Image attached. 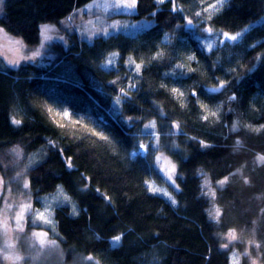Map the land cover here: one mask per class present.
I'll return each mask as SVG.
<instances>
[{"label": "trees", "instance_id": "obj_1", "mask_svg": "<svg viewBox=\"0 0 264 264\" xmlns=\"http://www.w3.org/2000/svg\"><path fill=\"white\" fill-rule=\"evenodd\" d=\"M92 1L4 0L1 4L0 27L27 49L40 43L45 24L58 26L69 39L66 46L53 43L50 48L52 61L63 64L62 73L29 61L19 68L0 63V160L5 161L4 168L0 163V175L6 167L22 172L27 166L24 177L36 204L38 198L54 193L57 185L63 186L78 213L72 215L66 203L53 211L66 261L93 254L99 264H231L221 236L234 230L237 240L232 249L240 264L250 258L264 264V162L258 159L264 156V129L245 127L264 125V26L257 23L264 18V0H230L219 11L207 13L203 9L218 0H178L183 11L175 13L171 4L138 0L133 13L106 14L100 26L118 28L109 33L102 29L88 42L68 17ZM197 11L201 17L193 15ZM189 17L193 26L186 24ZM60 21L67 25L61 27ZM249 23L253 28L247 34L222 43V32L234 35ZM210 26L216 30L212 34L205 31ZM157 52L163 57L152 60ZM110 53L119 54L116 64L100 67ZM130 56L145 67L137 89L129 91L130 99L116 104L120 88L136 82L125 63ZM189 56L196 59L189 61ZM179 63L186 67L176 69ZM64 64L70 65L68 72ZM181 72L191 78L179 79ZM219 81L229 83L210 99L204 90ZM172 87L184 95L171 93ZM193 91L198 97L191 95ZM233 94L237 101L228 100ZM218 106L217 116L202 119ZM55 108L78 120L57 121ZM129 116L138 119L129 121ZM13 117L21 121L19 127L11 123ZM151 121L157 127L145 129ZM237 122L239 130L231 131ZM174 123L179 130L171 127ZM92 131L108 136L112 143ZM142 133L159 134V152L177 165L182 191L171 189L176 206L162 194L146 190L144 181L158 178L152 167L154 152L142 155L140 150L132 155L145 140ZM200 140L212 147L202 148ZM16 147L22 152L19 157L11 151ZM36 152L39 159L29 165ZM68 157L72 169L67 167ZM230 173L235 175L220 187L217 181ZM11 177L7 179L14 184ZM204 177L215 198L201 195ZM85 185L87 189L80 191ZM214 208L221 210L219 223L209 216ZM121 234L122 240L113 245L112 238Z\"/></svg>", "mask_w": 264, "mask_h": 264}, {"label": "snow or ice", "instance_id": "obj_2", "mask_svg": "<svg viewBox=\"0 0 264 264\" xmlns=\"http://www.w3.org/2000/svg\"><path fill=\"white\" fill-rule=\"evenodd\" d=\"M4 0H0V4H3ZM156 3L158 5H163V4H171V11L172 12H182L183 9L180 7V4L178 2V0H156ZM230 3V0H218L217 4H210L208 5V7L203 9V12L207 13L209 12L210 9L215 10V11H219V8L223 7V5ZM138 4V0H121V3H117L114 4L113 7L114 8H124V9H129V10H135L136 6ZM92 5L88 4L86 5V8H91ZM2 11V10H0ZM153 16L156 15V12L152 13ZM193 15L195 17H201L202 13L200 11H197L195 13H193ZM73 14H70L68 19L71 20L72 19ZM207 20H211V15L207 16ZM60 23H64V21H60ZM89 23H91V21H89ZM258 24H260L261 26H264V18H261L260 21H257ZM186 24L188 26H193L194 22L193 19L191 17H189L186 20ZM177 27H180L179 25H177ZM253 28V24L249 23L242 31H239L237 33L230 34L229 32H222L223 37L225 38L224 41H222V43H227L228 41H237L239 38H241L243 35L247 34L250 30H252ZM50 30V25H41V35L44 36V40H47L48 37L46 35V33ZM106 31V30H105ZM206 32H208L209 34H212L214 31H216L213 27H208L207 29H205ZM0 34H3L2 36H0V39L6 41L7 43L5 44H0V48H7L8 51H12L15 55L16 52H19L21 49L25 48V45L23 43L22 40H13L12 38L8 37L7 34L5 33V30L3 27H0ZM165 40L168 39V35L165 34L164 37ZM45 43L44 41L41 42L40 44V48L45 47ZM255 45H253L254 47ZM213 47L212 44L208 45L209 50H211ZM40 55V51L39 49L32 51V55L28 56V55H24L22 57H20L19 59H15V58H10L8 59L7 63L9 66L13 67V68H19L20 64L22 61H33L35 60V58L37 56ZM163 53L162 52H157L155 56L152 57V60H157V59H161L163 57ZM119 54L118 53H110L109 56L106 58V60L104 61V63L101 65V67L104 68H109V67H113L116 63V57H118ZM261 57H257V59L259 60ZM196 57L195 56H189L188 60L192 61L195 60ZM0 63H2V61H0ZM125 63L132 68L133 70V77L132 79L136 82H131L127 85V88L125 87H121L119 90V94L116 96L115 98V103L116 104H121L125 98L130 99L129 97V91L132 89H137V83L139 81V79H141V72L143 70V68L145 67L144 64L142 63H137L131 56L128 58L127 61H125ZM134 66V68H133ZM176 69H184L186 67L185 64L183 63H179L176 64ZM188 72H192L194 71V69L192 68H188L187 69ZM169 74L166 73L165 77H167ZM171 75L175 76L176 73H172ZM190 76H187L185 73L181 72L179 73V79H190ZM119 81L118 80H112L110 81V83L112 84H117ZM229 82L227 81H219L216 86L214 87H210L207 88L206 90H204L209 98H214L215 94H219L222 93L227 84ZM182 86V85H181ZM161 87H166V85L162 84ZM171 93L173 94H178L180 96H183L184 93L180 91V89L178 87H172L170 89ZM192 96H197L199 95L198 92L193 91L191 93ZM229 101H237L238 100V95L237 94H233L230 95L228 97ZM201 108L204 110H208V106L206 104H201ZM220 111L219 106L217 107V109L215 111H209L208 115H204L202 116V119L204 120H208L211 117L217 116V113ZM163 115V113H161ZM62 116L64 118H69V112L68 111H63ZM135 119H138V117H132L129 116L128 120L129 121H133ZM11 123L13 125L16 126H20L21 125V121L19 119H15L14 117L11 120ZM141 123H143V121L141 120ZM63 126V125H61ZM156 122L155 121H151L148 124H144V128L145 129H154L156 128ZM172 128H176L177 130L180 129V125L178 123H174L171 125ZM248 127H251L250 125ZM262 129H264V125H260L259 128H255L252 129L253 131H261ZM239 127H238V122L234 123L232 125L231 131H238ZM92 135L93 136H97L100 140H104L107 141L109 143H112V141H110L108 136H105L103 134H101L100 132H96V131H92ZM154 135L157 143L155 145H153L151 142H149L148 144H144L141 143L139 144V150H142L143 153H148L149 155L152 152L155 151H160V144H159V134H152ZM191 139H196L195 137H192ZM200 146L202 148H208V147H212V145H209L207 143H205V141L200 140L199 141ZM240 142L237 141V144H239ZM49 144L52 147H55L56 145L52 142L49 141ZM12 152H14L16 154L17 157L22 155L21 149L19 147L13 148L11 149ZM139 152H133L132 155L135 157L137 155H139ZM258 159L262 162H264V156H258ZM156 162H162L161 163V168L160 171L163 172L166 177L167 180L169 182H171V186L173 188V191L176 193H179L181 190L179 184L177 183V180L180 179V174L177 172V165L175 163H173L171 160L168 159V157L164 156L163 154L156 156L155 157ZM36 163V161L34 159H29V165ZM66 164L67 167L69 169L74 168L73 163L71 162V157H68L66 160ZM239 171V170H238ZM198 172L202 173V170H198ZM27 174V166L25 168L24 171L22 172H17L16 177L14 179L19 180L20 178H23V176H25ZM235 173H230L228 176H225L223 179H220L217 181V184L220 187H223L224 185H226L229 182V179L231 176H234ZM245 184H248L249 181L247 179L244 180ZM144 184L147 186L146 190L149 193H162V195L164 197H167V199L169 200V202L171 203L172 206H176L178 201L175 199L174 195H172V193H170L167 190H162L160 188H157L155 186V184L149 180H145ZM88 187V185H85L84 188L80 189V191H84L86 190ZM202 189L203 188H209L208 192H201V195H211L213 198H215V190L211 189L210 187V181L205 178L203 185L201 186ZM23 190H29L30 189V183L27 179L24 180L23 182V186H22ZM13 190L11 188H9L7 186V184L5 183V181L3 180V178H0V201L4 202V208L2 209V211L4 212V219L2 221H0V228H3L5 234H7L8 232H11L13 229L10 227L9 225V218H8V212L10 211H14L15 212V216H14V220L16 222V231L23 233L25 231V224L26 223H30L32 226H37V221L45 224V225H52L53 226V231L55 229V225L54 222L52 220V205L48 202V197H43L42 199L44 200V208L43 211H41L40 209H34L33 205L31 203V201L28 202H24V203H20L19 204V210L17 211L12 203L8 202V197L5 195V193H11ZM99 191V190H97ZM23 195H28L29 193L27 191H22ZM61 197H62V203H71L72 204V215H76L77 213V208L75 203L72 202L71 197L68 196L67 194H65L63 186L62 185H57L56 188V195L52 197L53 200L57 201V206H60L61 204ZM104 199L111 202V198L108 197L107 195L104 196ZM262 211H264V209H262ZM35 215V220H32V216ZM209 216L210 218L216 220L217 223H219V218L221 216V210L219 208L215 209V215L213 216L211 212H209ZM57 236L59 235L58 233L56 234ZM122 235H116L112 238V243L115 245L116 243L120 242L122 240ZM31 236L35 242V244L39 245V249L40 252L37 253L36 257H32L33 260L38 259L39 255L41 254V252L49 247H55L58 248L59 245L57 244V241L55 239H48L49 233L48 231H33L31 233ZM228 243H224L221 245L222 248H229L230 244L232 241L237 240V234L234 230H229L228 233L226 234ZM261 245L260 244H255L256 248H259ZM15 244H13L10 241H5L4 244V248L0 249V253H2L3 259L6 261H10L11 264H19L20 261H22L24 259V257H22L20 254H18L15 251ZM245 256L248 255L247 252L244 253ZM84 260L86 261H95V264H99L98 260H95V258L93 256H87V257H83ZM231 264H240V260H239V256L237 253H232V260H231ZM252 264H256V261L253 260Z\"/></svg>", "mask_w": 264, "mask_h": 264}, {"label": "rangeland", "instance_id": "obj_3", "mask_svg": "<svg viewBox=\"0 0 264 264\" xmlns=\"http://www.w3.org/2000/svg\"><path fill=\"white\" fill-rule=\"evenodd\" d=\"M117 3H121V0H93L91 3H89L92 5L91 8H86V7L84 9L82 8L78 12H76L75 15L72 16V19L69 20L70 25H72V27L76 29L77 33L81 37L85 38L88 42L89 41L91 42V39L94 35L100 34V32H99L100 30L103 29V32L109 33L113 30H116V28H118L117 26H113V25L111 27H106V24L102 27L100 26V25H102V23H100V22L102 21V19L104 18V16L106 14H108L110 12H113V13H133L135 11V10H129V9H124V8H114L113 5L117 4ZM0 10H2L1 4H0ZM74 18H76V19L74 20ZM89 21H91V23H89ZM66 25H67V23L64 22L61 24V27H65ZM60 32H61V30L58 26L50 25V30L46 33V35L48 37L47 40H44V36L41 35L40 43L35 48L27 49L25 47L24 49H21L19 52H16L15 55L12 51H8L7 48H0V61H2L1 66L4 67V65H8L7 61L10 58L19 59L20 57H22L24 55L31 56L32 51L39 49L40 55L37 56L35 58V60L31 61V63H34L38 67L46 68L49 71H57V72L62 73V69L60 71H59V69H60V65H63V64L53 62L52 61L53 52L50 51L51 45L53 43H61L63 46L67 45L69 35H67V34L62 35ZM2 35L3 34H0V36H2ZM7 36L10 37L9 35H7ZM10 38H12V37H10ZM12 39L18 40L15 38H12ZM42 41H44L46 46L43 48H40V44ZM5 43H7V42L0 39V44H5ZM108 56H109V54L103 59L102 62H100V64H99L100 67L104 63V61L106 60V58ZM116 61H117V57H116ZM22 62H24V61H22ZM64 65H66V64H64ZM64 67L66 68V71L68 72V70L70 69V65L68 64ZM102 68H104V67H102ZM105 69H108V68H105ZM130 69L133 72L132 68H130ZM131 78H132V76H131ZM63 111H65V110H63V109L61 110V108L53 109V115L57 121L74 122V121L78 120L77 118H71V117L64 118L62 116ZM248 126H249V124L245 125V127L250 129V130L260 127V126H252V125H250L251 127H248ZM142 134L145 135L143 137V138H145V140H141V141H143L142 143L148 144L149 142H151L153 145H155L156 139H155L154 135H152L154 133H150V134L142 133ZM139 136H140V134H139ZM139 151L140 150H138V152ZM161 154H163V153H161L159 151H155L153 155L156 157V156H159ZM39 155L40 154H38L36 152L35 154H33V156H31V159H34L35 161H37L40 157ZM164 156H166V155H164ZM168 159L171 160L169 157H168ZM4 162L5 161L0 160V163H1L3 168L5 165ZM161 163L162 162H156L155 158L153 159L152 167H153L154 171L157 173L158 179L155 178V179H152L149 181L153 182L157 188H160L162 190H167L171 193V189H173V188L171 186V182H169L167 180L166 175L160 171ZM17 172H21V171H14L13 172V170H12L10 172L9 170H7V167H6L3 171V174L0 175V178H3V180L5 181L7 186L13 190L11 193H7V192L5 193V195L9 198L8 202L12 203L13 207L18 211L20 203L31 201L34 209H40L41 211H43L44 200L42 198L47 196L48 202L52 205L51 211H52V220H53V211H54L55 207L57 206V201L53 200L52 197L56 195V191L54 193L47 194V195L42 196L41 198H38L37 199L38 202L36 204V197H33L31 195V191H32L31 185H30L29 190H23L22 189L23 182L26 178L23 176V178H20L19 180L14 179L16 177ZM10 176H12L11 179L14 182V184H12L11 182L8 181L7 178ZM204 179H205V177L203 178V182H204ZM158 180H159V182H158ZM204 190H205V192H208L209 188H204ZM22 191H27L29 194L23 195ZM158 194H162V193H158ZM208 196H211V195L209 194ZM61 204H63L62 203V197H61ZM66 204H69V206L72 210V204L71 203H66ZM75 205H76V203H75ZM3 208H4V202L0 201V221H2L5 218L4 212L2 211ZM76 208H77V205H76ZM215 209L216 208H214V214H212L213 216L215 215ZM14 216H15L14 211L8 212L9 225L13 229L11 232H8L7 234H5L3 228H0V249L4 248V244H5L6 240L15 244V246H16L15 251L18 254H20L22 257H24V259L22 261H20L19 264H95V261H86L83 259V257L93 256L95 258V260H97L96 256L93 254L80 255L72 261H66L65 257L62 254L61 243L59 241V235L58 236L56 235L57 232L55 229H54V231L52 230L53 229L52 225H45L39 221H37V226H32L30 223H26L25 224V231L23 233H20V232L15 230L16 229V222L14 220ZM31 219L35 220V215H33ZM42 230L48 231V233H49L48 239H55L57 241V244L59 245V247L58 248H55V247L46 248L41 252L38 259L33 260L32 257H36L37 253L40 252V249H39V245L35 244L32 236H31V233L33 231H42ZM226 234L221 236V245L224 243H228ZM118 243H116L115 245H117ZM234 243H235V241H232L229 248H227L230 251L231 260H232V253H236L232 249V246ZM230 247H231V249H230ZM239 260H240V258H239ZM253 260H255V259L250 258L248 260L247 264H252ZM255 261H256V264H258L257 260H255ZM0 264H11V262L4 260L2 253H0Z\"/></svg>", "mask_w": 264, "mask_h": 264}, {"label": "built area", "instance_id": "obj_4", "mask_svg": "<svg viewBox=\"0 0 264 264\" xmlns=\"http://www.w3.org/2000/svg\"><path fill=\"white\" fill-rule=\"evenodd\" d=\"M141 154H142V155L144 154L143 151L141 152Z\"/></svg>", "mask_w": 264, "mask_h": 264}]
</instances>
